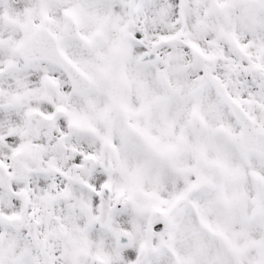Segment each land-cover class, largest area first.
I'll list each match as a JSON object with an SVG mask.
<instances>
[{
	"label": "snow or ice",
	"instance_id": "obj_1",
	"mask_svg": "<svg viewBox=\"0 0 264 264\" xmlns=\"http://www.w3.org/2000/svg\"><path fill=\"white\" fill-rule=\"evenodd\" d=\"M0 264H264V0H0Z\"/></svg>",
	"mask_w": 264,
	"mask_h": 264
}]
</instances>
